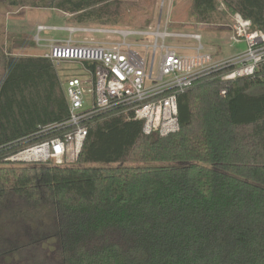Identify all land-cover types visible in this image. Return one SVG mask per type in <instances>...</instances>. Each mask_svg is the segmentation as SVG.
Masks as SVG:
<instances>
[{
  "label": "trees",
  "instance_id": "obj_1",
  "mask_svg": "<svg viewBox=\"0 0 264 264\" xmlns=\"http://www.w3.org/2000/svg\"><path fill=\"white\" fill-rule=\"evenodd\" d=\"M139 1L0 0V213L16 197L55 225L42 241H57L59 264H264V61L252 75L225 79L234 66H224L193 80L178 93L176 132L147 134L115 107L85 120L75 163L8 160L73 127L62 125L60 71L13 52L31 42L5 41V14L52 8L78 24L120 25L122 7ZM222 1L264 31V0ZM187 21L228 23L219 0H191Z\"/></svg>",
  "mask_w": 264,
  "mask_h": 264
},
{
  "label": "built area",
  "instance_id": "obj_2",
  "mask_svg": "<svg viewBox=\"0 0 264 264\" xmlns=\"http://www.w3.org/2000/svg\"><path fill=\"white\" fill-rule=\"evenodd\" d=\"M232 14L233 39L245 40L248 47L224 62H216L205 51L200 33L171 31L168 20L163 23L162 18L153 30L39 24L34 40L37 46L47 48L44 56L50 58L57 69L62 64L81 63L90 79L86 81L73 75L66 80L69 118L62 125L72 126L70 131L62 137L21 150L8 160H54L59 165L75 163L88 134L85 120L115 107H121L125 112L132 111L134 119L144 122L143 130L147 134L158 132L167 135L178 131V93L190 86L193 80L213 68L224 66H234L224 74L225 79L252 75L264 61V31L254 29L251 20L241 14ZM50 30L66 31L69 37L42 36ZM79 34H99L107 39L80 38ZM168 38L193 39L197 43L192 46L174 45L167 42ZM181 49L194 52L182 53ZM88 90L92 92L89 102L86 99Z\"/></svg>",
  "mask_w": 264,
  "mask_h": 264
},
{
  "label": "rangeland",
  "instance_id": "obj_3",
  "mask_svg": "<svg viewBox=\"0 0 264 264\" xmlns=\"http://www.w3.org/2000/svg\"><path fill=\"white\" fill-rule=\"evenodd\" d=\"M221 8L227 12L228 23L225 25L196 24L190 23L188 10L191 0H141L138 3L129 4L123 10L124 22L120 25H105L110 27L134 28V29H155L158 21L162 18L164 23L168 20L171 31L198 32L202 35V44L205 51L209 52L216 62H224L234 56L239 55L247 49L245 40L234 41L233 14L226 9L222 0H219ZM149 12L151 21L146 24L147 13ZM148 14V16H149ZM39 24L48 25H87L96 26L98 24H78L71 20V15L58 9L25 7L20 10H11L5 14L4 33L5 41L13 43L17 40L20 44H26L30 40V46L16 48V54L41 53L46 47L37 46L34 38L38 32ZM80 35V34H79ZM78 35V36H79ZM42 36L69 37L66 31H46ZM88 39H107L99 34H82L79 37ZM35 42V43H34ZM168 43L174 45L192 46L197 43L193 39H171ZM44 43V42H42ZM182 53H193L192 49H181ZM223 63L219 64L222 65ZM66 87V80L73 75L81 76L84 80L90 79L89 73L81 63L73 62L62 64L58 68ZM90 86L88 85L87 88ZM92 92L87 91L86 99L91 101ZM88 105V104H87ZM54 161V160H53ZM30 212V213H29ZM29 214L34 221H22V217ZM38 212L26 206V203L16 197L9 198L4 203L0 213V264H59V246L55 239L42 241L44 237L52 234L55 225L51 226L44 222L45 218L37 219ZM49 220V218H46ZM50 221V220H49ZM2 227V228H1ZM2 229H5L2 232Z\"/></svg>",
  "mask_w": 264,
  "mask_h": 264
},
{
  "label": "crops",
  "instance_id": "obj_4",
  "mask_svg": "<svg viewBox=\"0 0 264 264\" xmlns=\"http://www.w3.org/2000/svg\"><path fill=\"white\" fill-rule=\"evenodd\" d=\"M45 48V47H44ZM44 52H46V49L44 50H42V52L41 53H36V55H44ZM235 57V56H234Z\"/></svg>",
  "mask_w": 264,
  "mask_h": 264
},
{
  "label": "bare ground",
  "instance_id": "obj_5",
  "mask_svg": "<svg viewBox=\"0 0 264 264\" xmlns=\"http://www.w3.org/2000/svg\"><path fill=\"white\" fill-rule=\"evenodd\" d=\"M32 154H35V152H33ZM32 154H31V155H32Z\"/></svg>",
  "mask_w": 264,
  "mask_h": 264
}]
</instances>
